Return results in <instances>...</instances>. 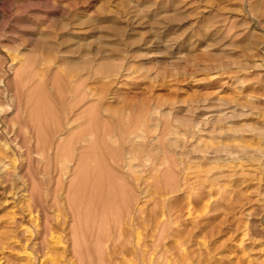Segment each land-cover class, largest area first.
Here are the masks:
<instances>
[{"label": "rangeland", "instance_id": "1", "mask_svg": "<svg viewBox=\"0 0 264 264\" xmlns=\"http://www.w3.org/2000/svg\"><path fill=\"white\" fill-rule=\"evenodd\" d=\"M263 160L264 0H0V264H264Z\"/></svg>", "mask_w": 264, "mask_h": 264}, {"label": "bare ground", "instance_id": "2", "mask_svg": "<svg viewBox=\"0 0 264 264\" xmlns=\"http://www.w3.org/2000/svg\"><path fill=\"white\" fill-rule=\"evenodd\" d=\"M257 132H258V131H257ZM254 134H255V133H254ZM254 134H253V135H254ZM258 134H259V133H258ZM258 134H255V135L258 136ZM257 138H258V137H257ZM232 139H233V137H232ZM243 139H244V138H243ZM234 140H235V139H234ZM255 140H257V139H255ZM225 141H226V140H225ZM197 143H198V142H197ZM233 143H234V142H233ZM226 144H227V143H226ZM226 144H225V145H226ZM236 144H237V143H235V144H233V145L235 146ZM257 144H259V143H257ZM219 145H220V144H219ZM237 145H238V144H237ZM237 145H236V146H237ZM248 145H249V144H248ZM236 146H235V147H236ZM238 146H239V145H238ZM238 146H237V149H238ZM241 146H242V144L240 145V147H241ZM245 146H246V145H245ZM249 146H252V145H249ZM249 146H247V147H249ZM225 148H227V147H225ZM228 149H229V147H228ZM242 149H243V150H242L243 153H245V152H244V149H245V148H242ZM253 149H256V148H253ZM256 150H257V151L259 150V152H260V149H256ZM203 151H204V150H203ZM231 151H234V150H231ZM239 151H240V150H239ZM247 151H248V150H247ZM253 151H255V150H253ZM222 152H223V151H222ZM236 152H237V151H235V152H233V153L236 154ZM203 153H204V152H203ZM215 153H216V152H215ZM228 153H230V152H228ZM218 154H219V153H218ZM223 154H224V152H223ZM260 154H261V153H260ZM260 154H259V155H260ZM203 155H204V154H203ZM207 155H208V153H207ZM215 155H216V154H215ZM225 155H226V154H225ZM231 155H232V154H231ZM245 155L248 156V153H246ZM261 155H262V154H261ZM204 156H205V155H204ZM211 156H212V155H211ZM233 156H236V155L233 154ZM237 156H238V155H237ZM237 156H236V157H237ZM249 156H252V154L249 153ZM249 156H248V157H249ZM221 157H222V156H221ZM236 157H233L232 159H234V158H236ZM253 157H254V155H253ZM258 157H259V156H258ZM258 157H257V158H258ZM217 158H218V157H217ZM238 158H239V156H238ZM238 158H236V159L239 160V162L237 161V162H238V165H235V167H236V166L239 167V165H240V163H241V162H240V161H241L240 158H239V159H238ZM250 158H252V157H250ZM207 159H208V158H207ZM212 159H213V158H212ZM225 159H226V158H225ZM225 159H224V160H225ZM243 159H244V158H243ZM253 159H254V158H253ZM255 159H256V156H255ZM262 159H263V158H262ZM228 160H229V159H226V162H227ZM260 160H261V157H260ZM254 161H255V160H254ZM258 161H259V160H258ZM263 161H264V160H263ZM233 163H234V161H233ZM249 163H250V161H249ZM234 164H235V163H234ZM234 164H233V165H234ZM254 164H255V163H254ZM254 164H253V165H254ZM230 165H231V164H230ZM250 166H251V165H250ZM250 166H249V168H252V167H250ZM258 166H259V165H258ZM224 167H225V166H224ZM224 167H223V168H224ZM230 167H232V166H230ZM246 167H247V166H245V168H246ZM253 167H254V166H253ZM260 167L262 168V172H263L262 174L264 175V162L261 164ZM242 168H243V167H242ZM245 168H244V169H245ZM215 169H216V168H215ZM228 169H229V168H228ZM230 169H231V168H230ZM231 170H232V169H231ZM241 170H243V169H241ZM249 170H250V169H249ZM257 170H258V168H257ZM229 171H230V170H229ZM254 171H255V169H254ZM238 172H239V170H238ZM238 172H236V173H238ZM257 172H259V171H257ZM240 173H242V172H240ZM240 173H239V174H240ZM243 173H245V172H243ZM243 173H242V174H243ZM255 173H256V172H255ZM255 173H253V174H254V175H257V174H255ZM230 174H231V173H230ZM239 174H238V175H239ZM196 175H197V173H196ZM206 175H207V174H206ZM227 175H228V173H227ZM227 175H226V176H227ZM236 175H237V174H236ZM251 175H252V174H251ZM254 175H253V176H254ZM197 176H199V175H197ZM232 176H233V175H232ZM232 176H228V178L231 179L230 177H232ZM243 176H244V175H243ZM243 176H242V177H243ZM260 176H261V175H260ZM260 176H258V179H259V180H260V178H259ZM200 177H201V176H200ZM195 178L197 179V177H195ZM222 178H223V177H222ZM232 178H233V177H232ZM196 179H194V180L196 181ZM198 179H199V178H198ZM201 179H202V178H201ZM203 179H204V178H203ZM203 179H202V180H203ZM211 179H212V178H211ZM211 179H210V180H211ZM215 179H216V177H215ZM206 180H207V179H206ZM244 180H245V179H244ZM252 180H253V179H252ZM204 181H205V180H204ZM245 181H246V180H245ZM245 181H244V182H245ZM247 181H248V180H247ZM249 181H250V180H249ZM216 183H218V182H216ZM256 183H257V181H256ZM258 183H260V181H259ZM222 184L224 185L223 182H222ZM228 184H229V182H228ZM211 185H212V184H211ZM214 185H215V183H214ZM225 185H226V184H225ZM229 185H231V183H230ZM226 186H227V185H226ZM239 186H240V185H239ZM241 186H242V184H241ZM243 186H244V185H243ZM248 186H249V185H248ZM259 187H260V186H259ZM211 188H212V187H211ZM211 188H210V190H211ZM227 188H228V187H227ZM244 188H246V187H244ZM249 188H250V186H249ZM107 189H108V188H107ZM212 189H213V188H212ZM225 189H226V188H225ZM247 189H248V188H247ZM247 189H246V190H247ZM191 190H192V189H191ZM257 190H258V187H257ZM111 191H112V190H111ZM207 191H208V190H207ZM223 191H224V190H223ZM248 191H249V190H248ZM107 193H108V192H107ZM234 193H235V192H234ZM249 193H250V195H251V194L253 195V193H251L250 191H249ZM108 194H109V193H108ZM108 194H107V195H108ZM256 194H257V192H256ZM259 194H260V193H259ZM218 195H219V194H218ZM232 195H233V194H232ZM239 195H240V194H239ZM242 195H243V194H242ZM245 195H246V194H245ZM257 196H258V195H257ZM250 197H251V196H250ZM250 197L247 196L248 199H249ZM118 198H119V197H118ZM247 198H246V199H247ZM251 198H252V197H251ZM256 198H257V197H256ZM246 199H245V200H246ZM248 199H247V200H248ZM113 200H114V199H113ZM208 200H210V199L208 198ZM208 200L206 199L205 202H207ZM211 200H214V198L212 199V197H211ZM249 200H251V199H249ZM254 200H255V199H254ZM243 202H244V201H243ZM250 202H251V201H250ZM250 202H249V205H250ZM256 202H257V201H256ZM235 203H236V202H235ZM245 203H246V202H245ZM240 204H242V203H240ZM113 205H114V204H113ZM204 205H205V204H204ZM204 205H203V206H204ZM207 205H208V204H207ZM247 205H248V204H247ZM252 205H253V204H252ZM45 206H46V205H45ZM254 206H255V205H254ZM109 207H110V206H109ZM240 207H241V206H240ZM205 208H206V206H205ZM205 208H204V209H205ZM248 208H249V207H248ZM42 209H43V208H42ZM188 209H189V208H188ZM204 209H203V210H204ZM240 209H241V208H240ZM251 209H252V207H251ZM251 209H250V211H251ZM203 210H202V211H203ZM205 210H206V209H205ZM42 211H44V210H42ZM242 211H243V210H242ZM250 211H249V212H250ZM37 212H38V211H37ZM38 213H39V212H38ZM42 213H43V212H42ZM204 213H205V212H204ZM223 213H224V212H223ZM236 213H237V212H236ZM241 213H242V212H241ZM239 214H240V213H239ZM38 215H39V214H38ZM241 215H242V214H241ZM35 216H37V214H36ZM218 216H219V215H218ZM235 217H236V216H235ZM242 217H244V216H242ZM195 218H196V217H195ZM239 218H241V217H239ZM249 218H251V217H249ZM218 219H219V218H218ZM225 219H226V218H225ZM227 219H228V218H227ZM242 219H243V218H242ZM247 219H248V217H247ZM56 220H57V219H56ZM239 220H241V219H239ZM35 221H36V220H35ZM58 221H59V220H58ZM119 221H120V220H119ZM241 221H242V220H241ZM244 221H245V220H244ZM244 221H243V222H244ZM246 221H247V222H246ZM246 221H245V222H246V224H247V223H248V220H246ZM157 222H158V221H157ZM160 222H161V221H160ZM63 224L65 225V224H67V223L63 221ZM63 224H62V225H63ZM131 224H132V223H131ZM241 224H242V222L240 223V225H241ZM246 224H245V226H247ZM64 225H63V226H64ZM243 225H244V223H243ZM219 227H220V226H219ZM39 229H40V228H39ZM66 229H67V228H66ZM238 229H239V228H238ZM246 229H247V227H245V230H246ZM213 230H215V229H213ZM247 230H248V229H247ZM51 231H52V230H51ZM51 231L48 230V229H42L41 232H43L44 234L48 233V234L51 236V235H52V232H51ZM64 231H65V230H64ZM138 232H139V231H138ZM244 232H245V231H244ZM135 233H136V231H135ZM135 233H134V234H135ZM213 233H214V232H213ZM36 235H37V234H36ZM204 235H205V234H204ZM245 235H246V234H245ZM43 236H44V235H43ZM136 236H137V234H136ZM139 236H140V235H139ZM139 236H138V237H139ZM209 236H210V235H209ZM243 236H244V235H243ZM51 237H54V236H51ZM51 237H50V238H51ZM138 237H137V239H138ZM176 238L179 239V235H178V234H177V237H176ZM53 239H54V238H53ZM137 239H136V240H137ZM54 241H55V243H57V245H58V243H60V242L63 243L64 240H61V238H60V239L56 238V240L54 239ZM138 241H139V239H138ZM46 242H47V241H46ZM140 242H141V241H140ZM140 242H138V243H140ZM64 244H65V243H64ZM240 244H241V243H240ZM49 245H50V244H49ZM65 246H67V245H65ZM146 247H147V246H146ZM63 248H65V247H63ZM40 249H41V248H40ZM61 249H62V248H61ZM55 250H56V249H55ZM64 250H68V249H64ZM226 250H227V249H226ZM234 250H235V249H234ZM49 251H50V250H49ZM47 252H48V251H47ZM224 252H225V251H224ZM49 253H50V252H49ZM49 253H48V254H49ZM134 253H135V252H134ZM46 255H47V254H46ZM60 255H61V254H60ZM242 255H243V254H242ZM41 256H42V255H41ZM58 256H59V255H58ZM42 257H44V256H42ZM55 258H56V257H55ZM59 258H60V257H59ZM222 258H223V257H222ZM58 260H59V259H58ZM223 260H224V259H223ZM233 260H234V259H233ZM246 260H247V259H246ZM50 261H51V260H50ZM224 261H225V260H224ZM225 262H226V261H225ZM232 262H233V261H232ZM250 263H251V262H250ZM50 264H51V263H50ZM57 264H58V263H57Z\"/></svg>", "mask_w": 264, "mask_h": 264}]
</instances>
